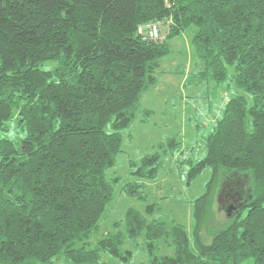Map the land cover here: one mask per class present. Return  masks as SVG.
<instances>
[{"label": "trees", "instance_id": "trees-1", "mask_svg": "<svg viewBox=\"0 0 264 264\" xmlns=\"http://www.w3.org/2000/svg\"><path fill=\"white\" fill-rule=\"evenodd\" d=\"M168 19L164 37L144 32ZM190 26L194 83L235 89L204 138L205 154L185 159L189 184L211 169L192 231L149 219L151 202L144 212L128 208L115 222L125 231L94 246L119 181L107 170L123 151L122 132L140 113L148 120L142 95ZM47 60L57 65L43 67ZM13 117L26 134L20 146L0 137V264H107L103 253L128 261L124 245L139 238L149 264H264V0H0V130ZM179 144L171 137L132 160L134 180L122 191L147 200V183ZM237 177L245 196L223 220L217 195ZM161 241L173 253H160Z\"/></svg>", "mask_w": 264, "mask_h": 264}, {"label": "rangeland", "instance_id": "rangeland-1", "mask_svg": "<svg viewBox=\"0 0 264 264\" xmlns=\"http://www.w3.org/2000/svg\"><path fill=\"white\" fill-rule=\"evenodd\" d=\"M170 22L171 19L152 22L157 26V38L165 36ZM148 26L149 24L143 26L144 32L148 31ZM195 28L190 26L171 40V53L160 60L158 82L142 95V106L152 110L148 120H140L146 116L140 113L138 119L122 132L123 151L118 155L115 165L107 170L109 178L118 176L119 181L115 185L114 198L99 221L100 228L89 239L94 246L107 233L125 231V223L116 226L115 222L123 219L128 208L133 207L144 212L146 205L151 202L156 203L157 209L152 216H148L149 219L154 217L165 220L168 225L174 221L180 222L189 233L192 231L193 203L205 191L211 169L206 168L189 184V165L185 159L202 157L205 154L204 138L213 130L216 118L221 115L220 106L226 101L225 95H231L235 90L228 88L226 84L219 86L211 81L198 80V83H194L200 65L192 44ZM55 65L56 61L47 60L42 66L53 68ZM190 76L193 78L186 82ZM25 134L26 130L18 125L17 117L8 121L7 129L0 130V137L14 140L17 146H20ZM171 137H175L180 144L176 150L168 151L163 156V165L157 178L147 183V200L125 194L122 191L123 184L134 180L130 162L138 161L145 153L155 151V145ZM218 196L216 208L218 216L224 220L226 212L220 204L222 201H218ZM206 238L210 239V236L206 235ZM143 244L142 238L138 239L137 244L131 240L126 241L124 247L133 250V257L128 261L114 259L106 253H103L102 258L107 264H149L150 256L143 249ZM173 251V246L165 241L160 242V253ZM242 264H252V260Z\"/></svg>", "mask_w": 264, "mask_h": 264}, {"label": "water", "instance_id": "water-1", "mask_svg": "<svg viewBox=\"0 0 264 264\" xmlns=\"http://www.w3.org/2000/svg\"><path fill=\"white\" fill-rule=\"evenodd\" d=\"M244 180L240 177L232 178L224 182L219 191L218 201L223 205L225 212L231 215L237 208L238 203L243 200L245 196Z\"/></svg>", "mask_w": 264, "mask_h": 264}, {"label": "built area", "instance_id": "built-area-1", "mask_svg": "<svg viewBox=\"0 0 264 264\" xmlns=\"http://www.w3.org/2000/svg\"><path fill=\"white\" fill-rule=\"evenodd\" d=\"M153 24V23H152ZM152 24H149L148 26V31L146 30V34L150 37V38H154L156 39L158 34H157V26L156 24L154 23L153 25ZM152 25V26H151ZM150 27V29H149Z\"/></svg>", "mask_w": 264, "mask_h": 264}]
</instances>
